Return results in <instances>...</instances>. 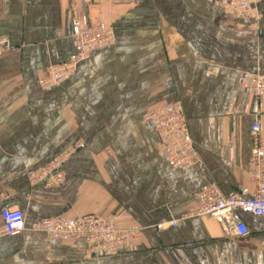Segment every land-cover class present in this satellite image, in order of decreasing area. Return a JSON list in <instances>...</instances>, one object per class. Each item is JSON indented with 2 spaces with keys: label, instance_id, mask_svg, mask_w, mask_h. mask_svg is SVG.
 I'll list each match as a JSON object with an SVG mask.
<instances>
[{
  "label": "crops",
  "instance_id": "1",
  "mask_svg": "<svg viewBox=\"0 0 264 264\" xmlns=\"http://www.w3.org/2000/svg\"><path fill=\"white\" fill-rule=\"evenodd\" d=\"M258 20L207 0H0V207L27 224L55 214L119 213L142 232L127 250L91 254L83 239L28 228L0 237V264H264V218L245 214L249 234H226L209 215L187 216L201 186L253 189L246 167L250 92L243 71L264 75V1ZM85 14L114 42L77 63L52 88L38 80L73 53L71 19ZM181 103L199 162L170 167L146 114ZM264 144V99L258 116ZM66 154L56 187L29 173ZM177 225L157 230L160 221Z\"/></svg>",
  "mask_w": 264,
  "mask_h": 264
},
{
  "label": "built area",
  "instance_id": "2",
  "mask_svg": "<svg viewBox=\"0 0 264 264\" xmlns=\"http://www.w3.org/2000/svg\"><path fill=\"white\" fill-rule=\"evenodd\" d=\"M209 1L236 17L258 20L260 15L257 4L264 0ZM71 39L75 50L67 60L46 68L44 75L38 80L42 89L48 91L65 82L77 63L96 49L112 44L114 34L110 25L91 22L85 14L77 13L71 19ZM10 48L8 41L0 37V54ZM239 85L250 92L252 104L247 107L246 112L255 116L251 124V149L246 167L253 189L242 187L225 195L214 184L201 186L195 195V206L189 208L184 217L209 215L220 224L226 234L244 237L249 234L243 219L245 214L264 218V144L258 118L261 101L264 99V75L243 71L239 77ZM145 116L160 139L159 148L164 152L170 167L187 168L199 162L180 102L162 103ZM66 157V154L59 156L38 174L31 175V178L45 186L59 185L64 174L61 165ZM119 217V213L87 214L79 217L59 213L27 224L20 208L4 206L0 207V237L18 235L28 228L58 239H83L89 245L88 251L91 254L115 255L133 245L142 232L140 226L120 227ZM178 221L179 219L160 221L154 227L162 230L167 225H177Z\"/></svg>",
  "mask_w": 264,
  "mask_h": 264
},
{
  "label": "rangeland",
  "instance_id": "3",
  "mask_svg": "<svg viewBox=\"0 0 264 264\" xmlns=\"http://www.w3.org/2000/svg\"><path fill=\"white\" fill-rule=\"evenodd\" d=\"M41 171V170H40ZM37 173V172H36ZM36 173H29V180H30V183L32 184V185H36V184H41V185H43V186H45L44 184H42V183H40V182H36V180H34V179H32L31 178V175H35ZM38 174V173H37ZM58 186V185H57ZM45 187H51V186H45ZM52 187H56V186H52Z\"/></svg>",
  "mask_w": 264,
  "mask_h": 264
}]
</instances>
